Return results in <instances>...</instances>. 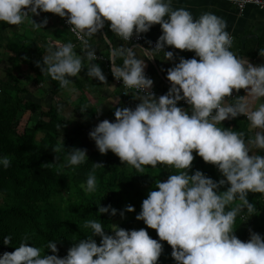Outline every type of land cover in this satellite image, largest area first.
I'll return each mask as SVG.
<instances>
[{
	"label": "clouds",
	"instance_id": "1",
	"mask_svg": "<svg viewBox=\"0 0 264 264\" xmlns=\"http://www.w3.org/2000/svg\"><path fill=\"white\" fill-rule=\"evenodd\" d=\"M41 12L66 19L85 53L78 55L72 42L57 41L47 48L43 63L37 62L43 75L68 90H73L70 78L85 69L89 78L106 81L95 63L96 48L89 43L106 22L124 42L154 25L161 26L162 35L154 48L113 47L110 39H104L114 78L134 90L140 103L134 109L117 107L115 122H99L89 137L101 154L111 151L138 172L158 164L176 170L166 181H156L136 216L172 247L176 264H264V237L250 232L244 242L234 229L242 211L255 212L249 193L264 194V155L260 154L264 152V65L254 66L230 50L233 40L226 21L211 12L194 18L184 8H173L172 0H0V23L30 22L33 29H44L47 19L39 24L32 19ZM166 47L194 52L195 57H180L168 69L171 87L157 98L151 91L154 82L145 74V59L163 53L164 60L174 62V53L165 51ZM259 54L264 57V49ZM241 89L246 95L233 98V91ZM181 101L190 106V112L178 106ZM239 116L247 118L252 135L223 127L222 122ZM60 150L53 149L55 153ZM68 150L62 168H75L89 160L86 150ZM194 152L214 165L224 179L216 182L199 170L190 175ZM10 163L7 156L0 157L3 168ZM92 165L81 185L88 194L97 190L95 171L103 167ZM97 206L99 215H117L111 205ZM125 212H135V208L126 206L119 213L122 218ZM84 228L91 234L74 243L63 258L58 256V242L30 246L25 234L14 252L0 256V264H158L163 252V244L143 228L129 231L111 225L113 234L109 235L100 219H86ZM96 237L101 238L99 246ZM11 241L9 235L3 242L9 246ZM47 250L53 254H46Z\"/></svg>",
	"mask_w": 264,
	"mask_h": 264
},
{
	"label": "trees",
	"instance_id": "2",
	"mask_svg": "<svg viewBox=\"0 0 264 264\" xmlns=\"http://www.w3.org/2000/svg\"><path fill=\"white\" fill-rule=\"evenodd\" d=\"M109 37V30H105ZM111 40V38H110ZM91 41V46L99 50L100 45L105 46L107 59L109 48L102 39L98 44ZM112 41V40H111ZM114 47L125 46L113 39ZM121 44V45H120ZM8 50L18 58L23 66L32 69L36 67V61L41 59V49H36L32 42L17 40L13 37L7 43ZM44 47L43 52L46 50ZM264 49L261 43L253 55L244 51L242 55L253 58L260 56L259 51ZM38 56V57H37ZM39 58V59H38ZM43 61L41 62V64ZM117 60V64H121ZM104 65L103 62H101ZM109 80L115 78L110 70ZM75 83L81 94L85 93L92 82L87 84L80 82L76 77L70 78ZM36 84L49 83L52 86L54 98L64 89L59 83L49 76L40 73ZM26 84L17 81L14 75H9L0 81V157L7 156L10 159V167L0 166V256L4 253L15 251L25 234L29 236L30 246L42 247L49 241H55L58 247V256L63 258L68 250L80 239H86L91 230L84 228L86 219H100L104 224L106 234L112 235L111 225L119 226L125 230L145 229L152 239L163 244V252L158 264H176L172 257V247L166 241H160L155 230L147 228L143 221H138L136 216L140 213L142 202L149 192L155 187L156 181H166L169 175L175 173V169L158 164L156 168L146 166L145 172H138L121 162L119 157L109 151L101 154L97 147L89 154L84 164L75 168H62L68 153V149L76 148V142L69 130L70 120L56 107L45 109L41 101L34 98L27 90ZM135 94L129 96L119 92L120 100L111 111L110 122H115V109L128 107L134 109L137 104ZM83 96V95H82ZM56 100V99H55ZM85 102V101H84ZM81 103V101H80ZM85 107V103H83ZM76 110V109H75ZM81 113L82 120L76 122L78 131H86L93 127L97 113ZM38 115V119L31 123L30 118ZM223 127L235 131H242L249 136V123L242 118L225 120ZM23 125L19 133L18 126ZM65 132V140L59 143V134ZM64 143V146H63ZM65 147V148H64ZM60 148L58 153L53 149ZM56 155L58 160H56ZM194 161L189 174L199 170L214 181L224 179L219 170L211 164L203 161L195 152ZM94 163L103 167L96 169L97 190L94 193H85L82 184L86 183L87 176ZM226 187L221 188L225 191ZM250 203L255 204V212L251 215L245 209L236 218L235 235L244 242L250 239V232H255L264 237V194L249 193ZM109 206L117 210V215L110 213L99 215V207ZM131 205L135 212H125L122 218L119 214L126 206ZM11 236V244L5 245L4 238ZM98 246L101 238L96 237ZM32 244V245H31ZM46 254L52 255L50 250Z\"/></svg>",
	"mask_w": 264,
	"mask_h": 264
},
{
	"label": "crops",
	"instance_id": "3",
	"mask_svg": "<svg viewBox=\"0 0 264 264\" xmlns=\"http://www.w3.org/2000/svg\"><path fill=\"white\" fill-rule=\"evenodd\" d=\"M172 6L173 8H184L190 11L194 18H198L201 14L206 12H211L218 17L223 18L227 23L226 31H228L234 38V43L231 51L238 58L247 59L248 62L254 66L264 65V57L262 56H255L253 58H250L249 56L242 55L244 51H248L250 52V55H253L254 51L260 43L262 47L264 46V10H259L255 7H247L243 13H240L232 5L222 0H172ZM32 19L38 24L42 23L44 19H47L48 23L44 27V29L39 30L33 29L30 22H25L23 25L19 26H11L5 23H0V81L6 79L9 75H14L17 78V81H20L21 83L27 85V90L32 94L34 98L40 100L45 97L47 93H50L52 95V86L49 83L36 84L34 79H37L38 76H40V68L37 67V64H34L36 65V67H33L32 69L28 68L27 66H23L21 61L8 50V41H10L13 37H16L17 40L20 39L25 42H32L36 49H41V59L39 60L40 63L42 62L43 55L47 54V48L49 47V45H54L57 41H59L60 43L72 42L75 45V50L77 51L78 55L83 56L85 55V53L80 50L81 43L76 41L75 36L63 24V18L52 13L41 12L39 16H33ZM106 29L109 30V37L106 35ZM161 35V26L154 25L149 32L141 34V36L145 38L142 43L137 45L127 44L116 37L114 33H112L110 29V22H106L104 29L97 33L96 36L91 40H94V42L98 44L102 39L104 40L111 38V45L113 47L114 39L116 41H119V43L122 42L126 44L125 47L129 46L132 47L133 50H135L136 46H140L145 49L152 47V43H156ZM149 41H151V44L148 43ZM89 43H91V41H89ZM45 46L47 48L43 52ZM165 51H172L174 53V62L164 60L163 53L157 54V57L152 60L145 59V63L147 64L145 74L148 78L153 80L154 83L151 91H154L158 95L156 96L157 98L161 95H166L171 87L170 81L167 80L168 69L172 68L174 66V63H178L180 57H183L185 59H192L195 57L194 52L181 51L170 47H166ZM96 55H100L105 58L106 64L102 65V61L99 60L95 61V63L100 65L102 72L106 77V81L101 82L98 79L89 78L87 76V69L83 70L81 74L76 78L78 81H83V83L85 84H87L89 81L92 82L91 86H89L85 93L91 94L90 98L94 99V102L102 105L108 104L109 102L113 104L110 106V112L108 113L107 118L105 117L101 120L103 121L109 120L111 118L112 109L119 103V92L121 91V89H119L118 87L116 88L115 80L110 81L108 79L109 73L107 68L109 66L111 70V61L108 62V60H106L107 51L105 49V46L100 45L99 50L96 51ZM84 65L86 68L88 65L87 60L84 61ZM69 88L73 90L64 89L58 94V97H60L61 94L67 96V94H71L72 91V93L76 94V97L77 95H79L77 97L78 99L77 104L75 105V109L77 110V108H81L80 111L86 109L83 107V103L86 100V96L84 95V93L81 94V92L77 90L75 83H71ZM233 95H235V97L244 96L246 95V92L245 90L241 89L239 93L233 91ZM58 97L54 99H57ZM134 99L136 100V104L140 103V100L136 99V95L134 96ZM59 103L60 102L57 101V106L59 105ZM178 106L184 108L185 110H189L190 112L189 105H183L179 103ZM61 107L62 110L67 106L66 104H62ZM90 110H96L97 115L95 119H98V117L100 116L98 108L92 105V107H90ZM95 119L93 125H96ZM248 132L249 136L253 134L249 129ZM260 154L264 155V152H261Z\"/></svg>",
	"mask_w": 264,
	"mask_h": 264
},
{
	"label": "rangeland",
	"instance_id": "4",
	"mask_svg": "<svg viewBox=\"0 0 264 264\" xmlns=\"http://www.w3.org/2000/svg\"><path fill=\"white\" fill-rule=\"evenodd\" d=\"M104 64H106V62L102 61ZM116 82V79H115ZM116 88L119 86L115 83ZM31 89V88H30ZM50 93H47V95L45 97H43L42 99H40L41 101V105L45 108L48 109L50 106H56L58 107V109L63 113L64 116H66L69 120H70V124L68 126V131L66 132V134L71 135L74 140H75V144H76V148L79 149H83L87 151V156H89V154L93 151V149L95 148V142L93 140L90 139L89 137V133L91 130L94 129V127L96 125H98V123L103 119V118H107L108 113L110 112V106L113 105L112 103H108L105 105L99 104L94 102V99L90 98L91 94H87L84 93V95L86 96V100H85V105L86 109L81 110V108H77V110L75 111V105L77 104V97L79 95L72 93L71 94H67V96L62 95L60 97H58L56 100L54 99V97H52L53 95H51ZM57 101L60 102L59 105L57 106ZM62 104H66L67 107H65L64 109L61 110V106ZM95 106L96 108H98L100 116L98 117V119H95V124L93 125V129L89 128L88 130L82 132V131H78V126L75 124L78 121H81L83 118L80 115L81 113H90V107ZM109 105V106H108ZM60 106V107H59ZM96 113L95 111H92V114ZM38 119V115H33L30 118V122L33 123ZM23 125L24 124H20L18 126V131L19 133H21L22 129H23ZM65 132H61L59 134V143H62L65 140Z\"/></svg>",
	"mask_w": 264,
	"mask_h": 264
},
{
	"label": "built area",
	"instance_id": "5",
	"mask_svg": "<svg viewBox=\"0 0 264 264\" xmlns=\"http://www.w3.org/2000/svg\"><path fill=\"white\" fill-rule=\"evenodd\" d=\"M230 5H232L238 12L240 13H243L247 7H255L259 10H264V0H222ZM63 24L69 29L70 31V28H71V25H69L66 21V19L63 18ZM73 34V33H72ZM74 35V34H73ZM75 36V35H74ZM232 37V36H231ZM76 38V36H75ZM145 40V38L143 36H140V37H136V36H133L132 40L130 42H125L127 44H132V45H137V44H140L142 43L143 41ZM232 40H233V43H234V38L232 37ZM76 41L80 43V41L76 38ZM124 42V41H123ZM233 43H232V46H233ZM155 44L156 43H152V47L154 48L155 47ZM232 49V47H231ZM230 49V50H231ZM98 60L99 61H104L105 62V58H103L102 56H98ZM118 86L119 89L123 90V94L125 96H129L131 94V92H133L135 95V91L134 90H131V89H126L123 87V82L122 81H117L115 82ZM155 96H158L154 91H152ZM233 98H235V95H233ZM183 105H188L186 102L184 101H181L179 102ZM237 118H242L243 120H245L246 122L247 121V118L245 116H239ZM249 123V122H248Z\"/></svg>",
	"mask_w": 264,
	"mask_h": 264
},
{
	"label": "water",
	"instance_id": "6",
	"mask_svg": "<svg viewBox=\"0 0 264 264\" xmlns=\"http://www.w3.org/2000/svg\"><path fill=\"white\" fill-rule=\"evenodd\" d=\"M110 46H112V45H110Z\"/></svg>",
	"mask_w": 264,
	"mask_h": 264
}]
</instances>
